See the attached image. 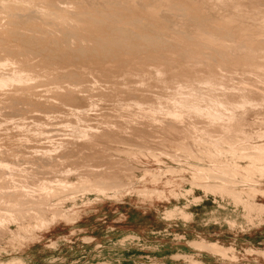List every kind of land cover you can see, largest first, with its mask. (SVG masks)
Here are the masks:
<instances>
[{
  "label": "rangeland",
  "instance_id": "obj_1",
  "mask_svg": "<svg viewBox=\"0 0 264 264\" xmlns=\"http://www.w3.org/2000/svg\"><path fill=\"white\" fill-rule=\"evenodd\" d=\"M22 1L24 2L0 0V33L2 34H0V62L10 59L14 64L7 69L11 70L16 67L23 69L24 67L26 68L24 70L28 69L35 76V80L24 84L21 89L8 88L0 91V119L13 115H24L25 117L30 115L33 118L49 116L48 127L44 129L49 128L47 130L51 133L49 136L57 139L52 138L55 143L73 141L74 138L71 135L69 138L66 137L71 129L67 127L65 130L64 127L67 125L65 123L67 120L73 119L69 116V110L76 109V107L79 109L82 107L80 110L85 111L86 116L83 118L90 121L92 125L96 124L95 118L102 117L105 113L107 115L104 116L110 117L109 119L117 120L114 115L112 118L110 114H115L118 109L122 110L125 105L123 100L131 95L132 98L127 97L128 100L133 99V96L137 97L140 93L135 92L134 89L139 91L141 88L132 83L133 80L120 75L123 71L138 66V68L150 70L155 67L153 63L154 65L161 64V66L164 64L165 71L168 70L167 78H170V70H173V66L182 68L181 71L188 70L187 75H193L200 70L203 73L215 71L218 66V69H223L225 73L233 69L234 71L231 72L241 77L243 74H249V67L244 65L245 60H243L244 57L252 56L249 50L259 46L264 47L262 46L264 45L262 42L264 27L254 24L256 22L252 19L256 18V14L254 15L256 12L254 9L252 12L249 7L242 9L239 13L241 17L231 15L230 10L225 8L206 5L201 0H129V2L128 0H55L57 6L61 4L60 14L58 11L49 10L47 4L51 0ZM254 2L261 10L264 9V0ZM168 4L170 6L181 5L182 8L179 6L174 10ZM179 9L184 11H179ZM195 12L202 17L195 15ZM195 16L199 19L197 20ZM218 17H221V21ZM234 17L243 19L233 22ZM199 20L204 24H201ZM228 20L240 26H236L237 28L234 24L230 26L231 22ZM250 21L254 23L248 26ZM222 31H225V34ZM208 34L213 37L211 42L204 39ZM117 35L127 37V43L124 41V44H114L116 47H113L118 48L115 52L111 45L108 46V41L112 37H118ZM218 35L221 36L218 37ZM228 42L229 44H223ZM204 43L207 44L204 45ZM238 44H242L243 47ZM251 45H254L253 48ZM97 47L102 48L104 52L102 53ZM118 50L121 52V58L119 57L120 52L117 53ZM195 51L200 56L191 59ZM98 53L102 55L99 57ZM110 53L112 57H117V54L118 57L112 59ZM92 54H96L95 57ZM259 58L262 59L256 57V60L261 61ZM169 59L174 61L170 63ZM58 61L59 65H57ZM78 76L81 80L83 79L82 82H85L82 83ZM125 79L131 85H127L129 83ZM200 85L208 86L207 83H200ZM129 88H132L134 92ZM116 99H118L117 102H114ZM86 105L87 107L84 108L83 106ZM118 105H120L119 108H117ZM29 120V122L32 121ZM232 121L229 126L231 129H228L230 135L228 131L226 132V141H229L232 136V139L243 136L245 139L243 142L233 144V141H229L230 143L227 141L228 145L225 139H222L225 142L222 143L219 141L221 139L217 140L220 138L218 132L220 129H213L210 137L194 132L188 135L179 131L180 128L175 122L168 121V124L171 122L172 124L165 125L163 131L166 130V134H171L172 140L162 139L155 144H146L131 135L128 137L122 134H112L100 129L98 137L88 143V146H75L70 143L69 146L67 143L66 150L61 149L58 152L61 153L55 154L51 159L33 154L32 148L36 146V139H30L28 142L25 141L26 143L23 142L26 145H20L19 142H22L20 139L26 134L25 131L15 129L11 124L6 126L7 128H0V143L5 144H3V150L17 149L20 154L18 164L21 167L25 165L28 171L34 172L35 177H42L41 180H44L51 188V194L45 200L46 202L22 200L21 205L17 207L9 206L8 202L13 201L14 198L20 200L21 197L16 198L10 181L0 174V207L2 206L1 209L5 210L4 208L8 205V208L6 207L8 212H0V214L4 213L1 214L4 220L8 218V221H4L5 224L0 227V247L5 250L3 252L0 250V263H8L16 257L21 262L17 264H264V213L260 210V207L264 205V159H262L264 150L261 147L264 146V108L256 110L247 108L236 111L235 119ZM61 122L66 125L61 127ZM197 123L198 127L206 126L205 121L203 123L197 120ZM173 125L177 127L174 128ZM50 129L52 132L55 130L54 135ZM7 135L9 138L6 137ZM45 138L41 137L39 140L48 143ZM220 147H222L221 150ZM237 147L238 149H235ZM207 148L210 150L206 151ZM241 148H247V150ZM198 151L202 152L201 155ZM255 152L259 153L254 154ZM5 153V156L9 154L6 151ZM203 153H209V155L204 156ZM195 154H197L196 159ZM38 156H40L39 159ZM58 157L64 159H58ZM213 158L215 159L212 160ZM217 160H220L219 163ZM66 168H70L71 174L70 172L65 173ZM197 168L200 169L197 171ZM224 169L227 170L224 171ZM209 172L210 175H208ZM222 172H226V175ZM198 173L200 175L204 173L201 175L203 178ZM215 173L219 176L215 177ZM229 175L234 176L229 178ZM222 177L223 179H220ZM171 180L176 181L177 185L167 188L165 184ZM64 182L71 183L72 188L63 190L61 185ZM218 183H223L224 187L216 188ZM249 205L253 208L248 207ZM16 208L21 210L17 212ZM13 210H15L14 214ZM6 213L14 215L12 217L15 220ZM20 236H24L25 239H21Z\"/></svg>",
  "mask_w": 264,
  "mask_h": 264
},
{
  "label": "bare ground",
  "instance_id": "obj_2",
  "mask_svg": "<svg viewBox=\"0 0 264 264\" xmlns=\"http://www.w3.org/2000/svg\"><path fill=\"white\" fill-rule=\"evenodd\" d=\"M8 1V0H7ZM12 1H16V2H24L22 0H12ZM31 2H34L35 0H29ZM46 1V0H44ZM43 1V2H44ZM49 1V0H48ZM47 1V2H48ZM70 1V0H69ZM92 1V0H91ZM111 1V0H110ZM173 1V0H172ZM202 3L204 4H211V5H215V6H218V7H222L227 9V10H230L229 13H231V15H237V16H241V11L244 7H249L251 8V11L253 12L255 10L256 13H254V15L256 14V18L252 19V21H255L256 23L250 21L251 23H248V26L249 24L252 25V23L254 24H259L260 26L264 27V13L259 8L258 4H256L254 1L252 0H201ZM37 2V1H36ZM41 2V1H40ZM46 2V4H47ZM117 2V1H116ZM114 2V3H116ZM129 2V0H128ZM133 2V1H132ZM135 2V1H134ZM215 4H213V3ZM75 3V2H74ZM111 3V2H110ZM172 3V2H171ZM17 4V3H16ZM34 4V3H33ZM40 4V3H39ZM66 4V3H65ZM69 4V3H68ZM3 5V4H2ZM7 5V4H6ZM24 5V4H23ZM57 1L55 0H51L48 2L47 6L49 8V10H52V11H55V12H59L61 14V11L60 10V5L57 6ZM119 5V4H118ZM121 5V4H120ZM149 5V4H148ZM184 5V4H183ZM188 5V4H187ZM8 6V5H7ZM36 6V5H35ZM43 6V5H42ZM45 6V4H44ZM168 6H170L168 4ZM179 6L181 7V5H174V6H170L172 9L176 10L179 8ZM262 6V5H260ZM19 7V6H18ZM71 7V6H70ZM97 7V6H96ZM122 7V6H121ZM190 7V6H189ZM199 7V6H198ZM43 8V7H41ZM48 8H45L48 10ZM145 8V7H144ZM182 8V7H181ZM184 8V6H183ZM248 8V9H249ZM44 9V8H43ZM62 9V8H61ZM185 9H187L185 7ZM190 9V8H189ZM199 9V8H198ZM247 9V8H245ZM254 9V10H252ZM19 10V9H18ZM66 10V9H65ZM81 10V9H79ZM147 10V9H146ZM97 11V10H96ZM179 11H184V10H180ZM187 11V10H186ZM232 11V12H231ZM45 12V11H44ZM49 12V11H48ZM54 12V13H55ZM124 12V11H123ZM133 12V11H132ZM234 12V13H233ZM246 12V10L244 11ZM248 12L250 13V11L248 10ZM39 13V12H38ZM51 13V12H50ZM53 13V12H52ZM73 13V12H71ZM93 13V12H92ZM126 13V12H125ZM140 13V12H139ZM185 13V12H183ZM190 13H192V11H190ZM196 13V12H195ZM236 13V14H235ZM78 14V13H77ZM76 14V15H77ZM95 14V13H94ZM116 14V13H115ZM211 14V13H210ZM19 15V14H18ZM92 15V14H91ZM127 15V14H126ZM168 15V14H167ZM195 15H198L197 13ZM248 15V14H247ZM251 15V14H250ZM8 16V15H7ZM49 16V15H48ZM65 16V15H64ZM85 16V15H84ZM95 16V15H94ZM139 16V15H138ZM145 16V15H144ZM162 16V15H161ZM172 16V14H171ZM174 16V15H173ZM176 16V14H175ZM199 17H202L200 15H198ZM227 16V15H226ZM230 16V15H229ZM253 16V15H252ZM29 17V16H28ZM34 17V16H33ZM37 17V16H35ZM45 17V16H43ZM67 17V16H66ZM76 17V16H75ZM74 17V18H75ZM160 17V16H159ZM164 17V16H163ZM228 17V16H227ZM46 18V17H45ZM60 18V16H59ZM84 18V17H83ZM87 18V17H86ZM133 18V17H132ZM148 18V17H147ZM152 18V17H151ZM188 18V17H187ZM196 18V16H195ZM198 18V17H197ZM196 18V19H197ZM219 18V17H218ZM232 18V17H231ZM230 18V20H232ZM246 18V17H245ZM244 18V19H245ZM249 18V17H248ZM17 19V18H16ZM40 19V18H39ZM43 19V18H41ZM50 19V18H49ZM62 19V18H61ZM85 19V18H84ZM94 19V18H93ZM100 19V18H99ZM111 19V18H110ZM127 19V18H126ZM195 19V20H196ZM199 19V18H198ZM197 19V20H198ZM202 20H204L203 18H201ZM213 19V18H212ZM221 17L218 19L220 20ZM223 19V18H222ZM229 19V18H228ZM235 19V17H234ZM240 19V18H238ZM238 19H235L233 22H235L236 20L239 22ZM243 18H241L240 20H242ZM33 20V19H32ZM78 20V19H77ZM81 20V19H80ZM95 20V19H94ZM146 20V19H145ZM155 20V19H154ZM158 20V19H157ZM189 20V19H188ZM208 20V19H207ZM216 20V19H215ZM228 20V21H230ZM247 20V19H245ZM244 20V21H245ZM249 20V19H248ZM15 21V20H14ZM40 21V20H38ZM69 21V20H68ZM89 21V20H88ZM93 21V20H92ZM168 21V20H167ZM171 21V20H170ZM186 21V20H185ZM221 21V20H220ZM224 21V20H222ZM236 21V22H237ZM35 22V21H34ZM43 22V21H41ZM46 22V20H45ZM98 22V20H97ZM117 22V21H116ZM194 22H197V21H194ZM200 22V20H199ZM206 22V21H205ZM212 22V21H211ZM231 22V21H230ZM52 23V22H51ZM58 23V22H57ZM60 23V22H59ZM91 23V22H89ZM110 23V22H109ZM128 23V22H127ZM198 23V22H197ZM201 23V22H200ZM219 23V22H218ZM217 23V24H218ZM227 23V21L225 22ZM223 23V24H225ZM242 23V22H241ZM244 23V22H243ZM32 24V23H31ZM30 24V25H31ZM177 24V23H176ZM196 24V23H195ZM201 24H204V23H201ZM209 24V23H208ZM214 24V23H212ZM220 24V23H219ZM234 24V23H233ZM232 22L230 24V26L233 25ZM236 24V23H235ZM234 26H240V25H235ZM239 24V23H238ZM245 24V23H244ZM247 24V23H246ZM92 25V24H91ZM127 25V24H125ZM130 25V23H129ZM127 25V26H129ZM198 25V24H197ZM206 25V24H205ZM222 25V24H221ZM16 26V25H15ZM21 26V25H20ZM23 26V25H22ZM78 26V25H77ZM87 26V24H86ZM95 26V25H94ZM98 26V25H97ZM101 26V25H100ZM125 26V27H127ZM160 26V25H159ZM200 26V25H198ZM216 26V24H215ZM224 26V25H223ZM222 26V27H223ZM227 26V25H226ZM256 26V25H255ZM47 27V26H46ZM71 27V26H70ZM111 27V26H110ZM113 27V26H112ZM133 27V26H132ZM167 27V26H166ZM189 27V26H188ZM214 27V26H213ZM259 27V26H258ZM69 28V27H68ZM105 28V27H104ZM118 28V27H116ZM124 28V27H123ZM129 28V27H127ZM142 28V27H141ZM144 28V27H143ZM159 28V27H158ZM187 28V27H186ZM184 28V29H186ZM204 28V26H203ZM220 28V27H219ZM237 28V27H236ZM249 28V27H248ZM253 28V27H252ZM251 28V29H252ZM58 29V28H57ZM60 29V28H59ZM71 29V28H70ZM87 29V28H86ZM97 29V28H96ZM109 29V28H107ZM106 29V30H107ZM137 29V28H136ZM183 29V30H184ZM199 29V28H198ZM209 29V28H208ZM224 29V28H223ZM258 29V28H256ZM1 30V29H0ZM3 30V29H2ZM7 30V29H6ZM28 30V29H27ZM146 30V29H145ZM157 30V29H156ZM213 31H215L214 29H212ZM225 30V29H224ZM232 30V29H231ZM230 30V31H231ZM234 30V29H233ZM263 30V29H262ZM15 31V30H14ZM58 31V30H57ZM55 31V32H57ZM64 31V30H62ZM109 31V30H108ZM132 31V30H131ZM134 31V30H133ZM138 31V30H137ZM140 31V30H139ZM167 31V30H165ZM210 31V29H209ZM220 31V29H219ZM226 31V30H225ZM225 31H222V33L225 34ZM6 32V31H5ZM59 32V31H58ZM66 32V31H65ZM74 32V31H73ZM88 32V31H87ZM86 32V33H87ZM100 32V31H99ZM112 32V31H111ZM116 32V31H115ZM204 32V31H203ZM207 32V31H206ZM228 32V30H227ZM226 32V33H227ZM242 32V31H241ZM261 32V31H260ZM8 33V32H7ZM48 33V32H47ZM120 33V32H119ZM142 33V32H141ZM144 33V32H143ZM165 33V32H164ZM218 33V32H217ZM231 33V32H230ZM1 34V33H0ZM113 34H115L113 32ZM126 34V33H124ZM186 34V33H185ZM220 34V33H219ZM243 34V33H242ZM2 35V34H1ZM76 35V34H75ZM102 35V34H101ZM139 35V33H138ZM143 35V34H141ZM169 35V34H168ZM228 35V34H227ZM227 35H225V37H227ZM92 36H93V33H92ZM106 36H109V35H106ZM118 36V35H117ZM121 36V35H120ZM130 36V35H129ZM134 36V35H133ZM132 36V37H133ZM195 36V35H194ZM203 36H204V33H203ZM217 36V35H216ZM221 35H218V37H220ZM247 36V35H246ZM13 37V36H12ZM20 37V36H19ZM23 37V36H22ZM25 37V36H24ZM27 37V36H26ZM48 37V36H47ZM84 37V35H83ZM98 37V36H97ZM111 37V36H109ZM168 37V36H167ZM174 37V36H173ZM176 37V36H175ZM200 37V36H199ZM224 37V36H223ZM221 37V38H223ZM230 37V36H229ZM238 37V36H237ZM2 38V37H1ZM74 38V37H73ZM105 38V37H103ZM179 38V37H178ZM202 38V37H201ZM219 38V39H221ZM6 39V38H5ZM22 39V38H21ZM110 39V38H109ZM108 39V40H109ZM131 39V38H130ZM129 39V40H130ZM133 39V38H132ZM181 39V37H180ZM179 39V40H180ZM188 39V38H187ZM196 39V38H195ZM206 41L208 42H211L213 40V37H211V35H205V38H204ZM215 39V38H214ZM228 39V38H227ZM247 39V38H246ZM8 40V39H7ZM54 40V39H53ZM91 40V39H90ZM106 40V39H105ZM134 40V39H133ZM144 40V39H143ZM148 40V39H147ZM166 40V39H165ZM189 40V39H188ZM198 40V39H197ZM200 40V39H199ZM204 40V41H205ZM225 40V39H224ZM249 40V39H248ZM264 40V39H263ZM262 40V42H264ZM31 41V40H29ZM67 41V40H66ZM73 41V40H72ZM126 42L127 41V37L124 38V36L122 37H112V39H110L108 41V46H112L113 50L115 51V47L116 45L114 44H117V43H123V42ZM146 41V40H145ZM150 41V40H149ZM201 41V40H200ZM205 41V42H206ZM258 41V40H257ZM261 41V40H260ZM259 43H262L260 42ZM59 42V41H57ZM77 42V40H76ZM80 42V41H79ZM104 42V41H103ZM136 42V41H135ZM153 42V41H152ZM162 42V41H161ZM231 42V41H229ZM228 43H223V44H229ZM233 42V41H232ZM32 43V42H31ZM34 43V42H33ZM105 43H107L105 41ZM127 43V42H126ZM125 43V45H127ZM129 43V42H128ZM179 43V42H178ZM187 43V42H186ZM203 43V42H202ZM75 44V43H74ZM78 44V43H77ZM98 44V43H97ZM103 44L102 41L100 43V45ZM124 44V43H123ZM162 44V43H161ZM168 44V43H167ZM207 44V43H204V45ZM231 44V43H230ZM249 44V43H248ZM247 44V45H248ZM59 45V44H58ZM119 45V44H118ZM142 45V44H141ZM150 45V43H149ZM188 45V44H187ZM203 45V46H204ZM238 45H241L242 44H238ZM250 45V44H249ZM22 46V45H21ZM27 46V45H25ZM57 46V45H56ZM102 46V45H101ZM106 46V45H105ZM103 46V47H105ZM115 46V47H113ZM154 46V45H153ZM252 46V45H251ZM254 46V45H253ZM252 46V48H253ZM256 46V45H255ZM264 46V45H262ZM94 47V46H92ZM100 47V46H99ZM107 47V46H106ZM159 47V46H158ZM194 47V46H193ZM202 47V46H201ZM243 47V46H242ZM5 48V47H4ZM21 48V47H20ZM28 48V47H27ZM59 48V47H57ZM70 48V47H69ZM80 48V47H79ZM89 48V47H87ZM98 48V47H97ZM134 48V47H133ZM153 48V47H152ZM197 48V47H196ZM195 48V49H196ZM249 48V47H248ZM251 48V47H250ZM10 49V48H9ZM62 49V48H61ZM66 49V47L64 48ZM72 49V48H71ZM77 49V48H75ZM90 49V48H89ZM100 49V48H98ZM102 49V48H101ZM100 49V50H101ZM140 49V48H139ZM24 50V49H23ZM31 50V49H30ZM69 50V49H67ZM127 50V49H126ZM254 50V52H253ZM9 51V50H7ZM12 51V50H11ZM34 51V50H33ZM80 51V50H79ZM108 51V50H107ZM117 51V50H116ZM115 51V52H116ZM239 51V50H238ZM251 52L250 55L252 56H247L246 58L243 57H239L244 61V65H248V70H249V74H243V76L241 77H238L235 73L231 72L233 69H231V71L227 72L226 73L224 71H222L223 69H218L219 67L217 65V70L215 71H207V72H200L202 70H200L199 72H195V74L193 75H187V71H185L184 69L181 71V69L176 68L174 67L173 65V70H170L171 71V77L170 78H167V71H165V66L164 64L161 66V64L157 65L153 63V66H155L154 68L152 69H141V68H138L140 64H138L137 68H132V69H129L131 67H127L129 70L127 71H123L120 75L124 76V78L126 79H131L133 80L132 83H134L136 86L138 87H141L140 90L142 92H139L137 91V89L135 88L134 91L135 92H138L140 93L139 95L137 93L138 96L134 98L133 96V99H127L126 97V100H123L125 101V105L124 108L122 110H117L116 111V115L115 114H110L111 116L114 115L117 120L115 121L114 119H109L107 116H104V115H107L106 113L102 116V117H98V118H95V122L96 124L92 125L91 123L88 122V120L84 119L83 117H86L85 116V111L83 110H80L82 109V107L79 109L78 107H76V109H73V110H69L70 114L69 116H71L73 119L71 120H65L66 124L63 123L60 124L61 127L62 126H65V130L67 127H69L71 130H70V133L68 132V137L71 135L74 139H72L73 141H70V142H64V141H58L57 143H55L54 138L52 140V138L49 136V133L50 131H47L45 130L44 128L45 127H48V121H49V116H41V117H25L24 115L23 116H9V117H4V118H1L0 119V128H7L9 124L13 125L14 128L16 129H20L22 131H25V135H22L23 138H19L20 141L22 142H19L20 145H26L25 141H30V139H36V143L32 149H33V154H38V155H43L45 157H48V158H52L54 157L55 154H57L61 149L67 147V143L68 145L70 146L71 145H86L88 146L87 144L90 143L92 140L96 139L97 134L100 132V129H104L105 132L106 130L109 131V133H112V134H122V135H131V137H135L137 139H139L140 141L144 142V143H148V144H155V142H157L158 140H162V139H171L172 137L168 134H166V130L163 131L165 125H169L172 124V122L170 124H168L167 122L168 121H173L176 123V125H178V127L180 128L179 131L185 133V134H192V132L194 133H201V134H204L205 136H209L210 137V134L212 133L213 129H220V131L218 130V132L220 133V138H217L218 139H221L219 141H221L222 143H225L227 142L226 141V135H227V131L228 129H231L229 126H231V122H233L232 120L235 119V115H236V111H241V110H246L247 108H251V109H257V108H264V47H261L259 46L258 48H253V49H250L249 50ZM29 52V51H28ZM74 52V51H73ZM101 52L103 53L104 51L101 50ZM109 52V51H108ZM112 52V51H110ZM120 51L118 50L117 53H119ZM126 52V51H125ZM137 52V51H136ZM161 52V51H160ZM170 52V51H169ZM193 52V51H191ZM9 53H11L9 51ZM60 53V52H59ZM65 53V52H64ZM100 53V51H99ZM98 53V54H99ZM132 53V52H131ZM171 53V52H170ZM201 53V52H200ZM61 54V53H60ZM73 54V53H72ZM83 54V53H82ZM80 54V55H82ZM97 54V55H98ZM145 54V53H144ZM162 54V53H161ZM248 54V53H246ZM12 55V54H11ZM52 55V54H51ZM54 55V54H53ZM65 55V54H64ZM78 55V54H76ZM86 55V53L84 54ZM93 55V54H92ZM96 55V54H94ZM93 55V56H94ZM100 55L102 54H99L98 56L100 57ZM104 55V54H103ZM107 55V54H106ZM111 55V53H110ZM110 55L108 56V58L110 57ZM116 54L114 53V56ZM130 55V54H129ZM171 55V54H170ZM257 55V56H256ZM61 56V55H60ZM75 56V55H74ZM97 56V57H98ZM121 56V52H120V55L119 57ZM140 56V55H139ZM137 56V57H139ZM197 56H200L199 53H196V51L193 53V56L191 57V59H193L194 57H197ZM231 57V54L229 55ZM18 57V56H16ZM95 57V56H94ZM98 57V58H99ZM107 57V56H106ZM117 57H118V54H117ZM115 56V58H117ZM188 57V56H187ZM227 57V56H226ZM256 57H261L262 59H260L261 61L259 60H256ZM14 58V57H13ZM21 58V57H20ZM69 58V57H68ZM72 58V57H71ZM74 58V57H73ZM79 58V57H77ZM85 58V56H84ZM89 58L91 59V57L89 56ZM110 58H114L111 57ZM114 58V59H115ZM121 58V57H120ZM172 59L174 58L173 56L171 57ZM179 58V57H178ZM198 58V57H197ZM202 58V57H201ZM233 58H235L233 56ZM17 59V58H16ZM31 59V58H30ZM60 59V57H59ZM83 59V58H82ZM127 59V58H126ZM172 59H169L168 61H172ZM186 59H189V58H186ZM231 59V58H230ZM40 60V59H39ZM52 60V59H51ZM57 60V59H56ZM64 60H65V57H64ZM79 60V59H78ZM87 60V59H86ZM111 60V59H110ZM117 60V59H116ZM139 60V59H137ZM136 60V61H137ZM141 60V59H140ZM146 60V59H145ZM154 60V59H153ZM198 60V59H197ZM235 60V59H234ZM1 61V60H0ZM72 61V60H71ZM161 61V60H160ZM167 61V60H165ZM174 61V60H173ZM172 61V62H173ZM203 61V60H202ZM230 61V60H229ZM56 62V61H55ZM61 62V61H60ZM66 62V61H65ZM64 62V63H65ZM74 62V61H73ZM112 62V61H110ZM159 62V61H158ZM188 62V61H187ZM186 62V63H187ZM190 62V61H189ZM194 63V61H192ZM200 62V61H199ZM222 62V61H221ZM235 62V61H234ZM31 63V62H30ZM39 63V62H38ZM50 63V62H49ZM52 63V62H51ZM68 64V59H67V62ZM70 63V61H69ZM72 63V62H71ZM78 63V61H77ZM125 63V61H124ZM133 63V62H132ZM138 63H140L138 61ZM144 63V62H143ZM151 63V62H150ZM156 63V62H155ZM160 63V62H159ZM162 63V62H161ZM164 63V61H163ZM171 63V62H170ZM169 63V64H170ZM182 63V62H181ZM197 63V62H195ZM203 64H205L204 62H202ZM208 63V62H207ZM220 63V62H219ZM14 64L13 61H11L10 59H6V60H3V62H0V91H4L8 88H22V86L32 80H35V76L27 69V70H24L26 68L23 67V69L21 68H11V70L7 69V67H9L10 65ZM53 64V63H52ZM123 64V63H122ZM146 64V62H145ZM149 63H147L148 65ZM201 64V63H199ZM210 64V63H209ZM237 64H240V63H237ZM243 64V63H242ZM59 65V61H58V64ZM87 65V64H86ZM103 64H101L102 66ZM112 65V64H110ZM108 65V66H110ZM143 65V64H142ZM152 65V63H151ZM167 65V64H166ZM177 65V64H176ZM195 65V64H194ZM214 65V64H213ZM221 65V64H220ZM241 65V64H240ZM242 65V66H244ZM21 66V65H20ZM19 66V67H20ZM35 66V65H34ZM51 66V65H50ZM68 66V65H67ZM71 66V65H70ZM100 66V65H99ZM107 66V65H106ZM114 66V65H112ZM117 66V65H116ZM141 66V65H140ZM167 66H171V65H167ZM166 66V67H167ZM178 66V65H177ZM190 66V64H189ZM197 66V65H196ZM204 66V65H203ZM143 67V66H141ZM185 67V66H184ZM188 67V66H186ZM191 67V66H190ZM205 67V66H204ZM220 67H223V66H220ZM104 68V67H103ZM111 68V67H110ZM126 68V69H127ZM145 68V66L143 67ZM151 68V66H150ZM169 68V67H168ZM172 68V67H170ZM215 68V67H214ZM237 68V67H236ZM62 69V68H61ZM74 69V68H73ZM99 69V68H98ZM101 69V68H100ZM111 69H114L113 67ZM124 69V68H122ZM120 69V70H122ZM189 69V67H188ZM194 69V68H193ZM243 70V68H241ZM196 70V69H195ZM226 70V69H225ZM230 70V69H229ZM239 70V69H238ZM246 70V69H244ZM78 71V70H77ZM105 71V70H104ZM118 71V70H117ZM206 71V70H205ZM234 71V70H233ZM74 72V70H73ZM113 74H114V71H112ZM194 72V71H193ZM72 73V71H71ZM76 73V71H75ZM74 73V74H75ZM85 73V72H84ZM87 73V72H86ZM110 72H108L109 74ZM238 73V72H237ZM45 74V73H44ZM76 74H79V73H76ZM112 74V73H110ZM119 74V72H118ZM36 75V74H35ZM119 75V76H120ZM106 76V75H105ZM77 77V76H76ZM79 77V76H78ZM113 77V76H112ZM37 78V77H36ZM80 78V77H79ZM105 79V78H104ZM125 79V81H126ZM81 80V78H80ZM83 80V79H82ZM81 80V82H82ZM85 80V79H84ZM124 80V79H123ZM135 80V81H134ZM109 81V80H108ZM41 82V81H40ZM76 82V81H75ZM85 82V81H83ZM82 82V83H83ZM91 82V81H90ZM94 82V81H93ZM129 83V81H126ZM44 83V81H43ZM50 83V82H49ZM200 83H207L208 86H201ZM80 84V83H79ZM109 84V83H108ZM112 84V83H111ZM119 84V83H118ZM127 83H125L126 85ZM110 85V84H109ZM117 85V83L115 84ZM123 85V84H122ZM127 85H131V83L127 84ZM126 85V87H127ZM134 85V86H135ZM40 86V85H39ZM43 86V85H42ZM96 86V85H95ZM111 86V85H110ZM90 87V86H89ZM92 87V86H91ZM129 87V86H128ZM128 89V88H127ZM129 89H132V88H129ZM27 90V89H26ZM107 90V89H106ZM119 90V89H118ZM53 91V90H52ZM51 91V92H52ZM57 91V90H56ZM128 91V90H127ZM130 91V90H129ZM133 91V89L131 90ZM130 91V93H131ZM133 91V92H134ZM6 92V91H5ZM58 92V91H57ZM73 92V90H72ZM53 93V92H52ZM60 93V92H59ZM97 93V92H96ZM114 93V92H113ZM117 93V92H116ZM130 93L128 95H130ZM142 93V94H141ZM61 94V93H60ZM66 95V94H65ZM75 95V94H74ZM95 95V94H94ZM97 95V94H96ZM103 95V94H102ZM110 95V94H109ZM118 95V94H117ZM122 95V94H121ZM127 95V94H126ZM134 95V94H133ZM57 96V95H56ZM71 96V95H70ZM73 96V95H72ZM120 96V95H119ZM136 96V95H135ZM69 97V96H68ZM67 97V98H68ZM74 97V96H73ZM81 97V96H79ZM94 97V96H93ZM99 97V96H98ZM130 98H132V95L129 96ZM128 97V98H129ZM117 98V97H116ZM119 98V97H118ZM125 98V97H123ZM63 99V98H62ZM72 98H70L71 100ZM80 99V98H79ZM121 99V98H120ZM74 100V99H73ZM101 100V99H99ZM104 100V99H103ZM111 100V99H110ZM118 99H116L114 102H117ZM66 101V100H65ZM81 101V100H80ZM97 101V100H96ZM113 101V100H112ZM120 101V100H119ZM122 101V102H123ZM71 102V101H70ZM77 102V100L75 101ZM86 102V101H85ZM89 102V101H88ZM95 102V101H94ZM26 103V102H25ZM72 103V102H71ZM87 103V102H86ZM69 104V103H68ZM81 104V103H80ZM94 104V103H93ZM92 104V105H93ZM117 104V103H116ZM121 104V103H120ZM42 105V104H41ZM40 105V106H41ZM83 105V104H82ZM89 105V104H87ZM86 106H83L84 108L87 107ZM91 105V106H92ZM122 106V107H123ZM71 107V105H70ZM120 105H118L117 108H119ZM5 108V107H4ZM73 108V106H72ZM90 108V106L88 107V109ZM116 108V109H117ZM87 109V108H86ZM111 109V108H110ZM115 109V108H114ZM27 110V109H26ZM46 110V109H45ZM29 111V110H28ZM66 111V110H65ZM6 112V111H5ZM88 112V110H87ZM93 112V111H92ZM111 112V111H110ZM115 112V111H114ZM247 112V111H246ZM45 114V113H44ZM91 114V113H90ZM22 115V114H21ZM26 115V114H25ZM98 115V114H97ZM109 115V114H108ZM90 117V116H89ZM93 117V116H92ZM95 117V116H94ZM113 118V116H112ZM31 119L32 121L29 122ZM89 119V118H88ZM29 120V121H28ZM90 120V119H89ZM92 120V119H91ZM94 120V119H93ZM197 120H201L203 123L205 121V124L206 126L204 125V127H198V123H197ZM175 125V126H176ZM200 126H202L201 124H199ZM7 126V127H6ZM174 126V125H173ZM174 126V128H176ZM58 127V126H57ZM57 127H54L55 129ZM142 127V128H141ZM172 127V126H171ZM51 128V127H50ZM68 128V129H69ZM173 128V127H172ZM63 129V128H61ZM168 129V128H167ZM4 130V129H3ZM51 130V129H50ZM172 130V129H170ZM176 130V129H175ZM174 130V131H175ZM178 130V129H177ZM69 131V130H68ZM216 131V130H215ZM214 131V132H215ZM8 132V131H7ZM52 132V130H51ZM170 132V131H169ZM236 132V131H235ZM13 133V132H12ZM53 133H55V130H53L52 132V135H54ZM61 133V132H60ZM171 133V132H170ZM217 133V132H215ZM229 133V131H228ZM17 134V133H16ZM20 134V133H19ZM59 134V133H58ZM66 134V133H65ZM108 134V133H107ZM213 134V133H212ZM218 134V133H217ZM248 134V133H247ZM263 134V133H262ZM230 135V133L228 134ZM245 135V134H244ZM19 136V135H18ZM100 136V135H99ZM128 136V137H129ZM185 136V135H184ZM212 136V135H211ZM215 136V135H214ZM251 136V135H249ZM7 138H9V136L7 135L6 136ZM17 137V136H16ZM21 137V136H20ZM41 137H46V141L48 140V143H44V140L43 142L41 140H39V138ZM64 138H66L65 136H63ZM194 137V136H193ZM196 137V136H195ZM194 137V138H195ZM218 137V135H217ZM237 137V136H235ZM248 137V136H247ZM59 138V137H58ZM62 138V136L60 137ZM63 138V139H64ZM71 138V137H70ZM191 138V137H190ZM208 138V137H207ZM214 138V137H213ZM233 136L229 139V141H233L234 143L233 144H236V143H240V142H243L245 139L244 137H237L235 139H232ZM264 138V137H263ZM43 139V138H42ZM222 139H225V142H223L224 140ZM57 140V139H56ZM128 140V139H127ZM172 140V139H171ZM197 140V139H196ZM19 141V140H18ZM228 141V142H229ZM1 142V140H0ZM25 142V143H23ZM197 142V141H196ZM195 142V143H196ZM227 142V143H228ZM70 143V144H69ZM172 143V142H171ZM182 143V142H181ZM202 143V142H201ZM230 143V142H229ZM228 143V145H229ZM4 144V143H3ZM3 144L0 143V174H2L1 176H4L6 179H8L10 181V186L13 188L14 192H15V195H16V198L18 199L19 197L20 200H16L15 198L13 199V203L8 202V205L9 206H14V207H17L19 205H21V202L22 200H30L32 202H38V201H44L46 202L45 200L48 199V197L50 196L51 194V188L47 185V183L44 181V180H41V178H37L35 177V174L34 172H31L30 170L28 171L26 168H25V165L24 167L20 164H18V159L20 157V154L19 152H17L18 150L14 148H9V149H4L3 150ZM48 144V146H47ZM186 144V143H185ZM204 144V143H203ZM207 144V143H206ZM232 144V143H231ZM5 145V144H4ZM30 145V144H29ZM198 145V144H197ZM201 145V144H200ZM199 145V146H200ZM211 145V144H209ZM213 145V144H212ZM246 145V144H244ZM249 145V144H248ZM258 145V144H256ZM18 146V145H17ZM68 146V147H69ZM182 146V145H181ZM185 146V145H184ZM214 146V145H213ZM232 146V145H230ZM259 146V145H258ZM28 147V146H27ZM32 147V146H31ZM179 147V146H178ZM183 147V146H182ZM212 147V146H210ZM219 147V146H217ZM243 147V146H241ZM245 147V146H244ZM253 147V146H251ZM250 147V148H251ZM256 147V146H255ZM264 150V146H261ZM185 148V147H184ZM222 147H220L219 149L221 150ZM248 148V147H247ZM247 148H243L245 150H247ZM31 149V150H32ZM217 149V148H216ZM226 149V148H224ZM235 149H238L235 148ZM242 149V148H241ZM240 149V150H241ZM242 149V150H243ZM252 149H255V148H252ZM261 149V148H260ZM66 150V148H65ZM83 150V149H82ZM201 150V149H200ZM204 150V149H203ZM202 150V152H203ZM206 151L210 150V149H205ZM204 150V151H205ZM229 150V149H228ZM244 150V151H245ZM259 150V148L257 149ZM5 151L6 152H9V154H7V156H5ZM12 151V152H10ZM14 151V152H13ZM186 151V150H185ZM205 151V152H206ZM213 151V150H212ZM216 151V150H214ZM32 152V151H31ZM63 152V151H62ZM200 151H198L199 153ZM200 152L199 154L201 155ZM218 152V151H217ZM220 152V151H219ZM61 153V152H60ZM58 153V154H60ZM193 153V152H192ZM211 153V152H210ZM252 153V152H251ZM258 154L259 152H255L254 154ZM194 154V153H193ZM192 154V155H193ZM204 156L205 155H209V153L205 154L203 153ZM261 154V153H260ZM259 154V155H260ZM196 155L195 154V159H196ZM218 155V154H216ZM215 155V156H216ZM220 155V154H219ZM222 155V153H221ZM248 155V154H247ZM262 155V154H261ZM26 156V155H25ZM38 156V159L39 157ZM199 156V155H198ZM214 156V155H213ZM254 156V155H252ZM255 156H258V155H255ZM44 157V159H45ZM57 157V156H56ZM62 157V156H61ZM64 157V156H63ZM134 157V156H133ZM156 157V156H155ZM192 157V156H191ZM207 157V156H206ZM209 157V156H208ZM207 157V158H208ZM211 157V156H210ZM236 157V156H235ZM259 157V156H258ZM43 158V157H42ZM82 158V157H81ZM113 158V157H112ZM115 158V157H114ZM194 158V156H193ZM212 158V157H211ZM217 158V157H216ZM220 158V156H219ZM255 158V157H254ZM47 159V158H46ZM57 159V158H56ZM58 159H64V158H60L58 157ZM74 159V158H73ZM215 158H213L212 160H214ZM256 159V158H255ZM260 159V158H259ZM262 159L263 156H262ZM53 160V159H52ZM50 161V160H48ZM218 161V160H217ZM216 161V162H217ZM220 161V160H219ZM218 161V163H219ZM262 161V160H261ZM34 162V160H33ZM93 162V161H92ZM251 162V161H250ZM254 162V161H253ZM264 162V161H263ZM21 163V162H20ZM76 163V162H75ZM83 163V162H82ZM227 163V162H226ZM30 164V163H29ZM193 164V163H192ZM195 164V163H194ZM193 164V165H194ZM224 164V163H223ZM228 164V163H227ZM27 165V164H26ZM61 165V164H60ZM77 165V164H76ZM229 165V164H228ZM254 165V164H253ZM82 166V165H81ZM93 166V165H92ZM234 166V165H233ZM236 166V165H235ZM264 166V165H263ZM77 167V166H76ZM202 167V166H201ZM200 167V168H201ZM226 167V166H225ZM238 167V166H237ZM65 168V167H64ZM196 168V167H195ZM200 168H197L196 170L198 171V169ZM216 168V167H215ZM67 170L65 171V173H69L71 170L70 168H66ZM75 169V168H74ZM194 169V168H193ZM205 168H203L204 170ZM219 169V167H218ZM222 169V167H221ZM220 169V170H221ZM230 169V168H229ZM237 169V168H235ZM202 170V168H201ZM200 170V171H201ZM208 170V169H207ZM227 170V169H224V171ZM231 170V169H230ZM242 170V168L240 169ZM261 170V169H259ZM73 171V170H72ZM206 171V170H205ZM204 171V172H205ZM223 171V170H222ZM236 171V170H235ZM246 171V170H245ZM257 171V170H256ZM75 172V171H74ZM169 172V171H168ZM203 172V171H202ZM211 172V171H210ZM210 172L208 175H210ZM233 173V171H231ZM239 172V171H238ZM249 172V171H248ZM253 174L254 171H252ZM73 173V172H72ZM208 173V171L206 172ZM223 174H225L226 172H222ZM229 173V172H228ZM227 173V174H228ZM232 173H229V174H232ZM237 173V172H236ZM247 173V172H246ZM71 174V172H70ZM194 174V172H193ZM199 174V173H198ZM204 174V173H202ZM201 174V175H202ZM214 174V172H213ZM104 175V174H103ZM199 174V176H201ZM216 175V173H215ZM226 175V174H225ZM244 175V174H243ZM60 176V175H59ZM67 176V175H66ZM69 176V175H68ZM196 176V175H195ZM198 176V175H197ZM204 176V175H203ZM219 176L218 174L215 176L217 177ZM222 176V175H221ZM232 175H229V178L231 177ZM234 176V175H233ZM232 176V177H233ZM254 176V175H253ZM65 177V176H64ZM202 177V176H201ZM209 177V176H208ZM207 177V178H208ZM213 177V176H212ZM215 177L213 178L215 180ZM250 177V176H249ZM203 178V177H202ZM206 178V177H205ZM225 178V176H224ZM245 178V177H244ZM243 178V179H244ZM251 178V177H250ZM209 179V178H208ZM220 179H223L220 178ZM242 179V178H241ZM246 179V178H245ZM67 180V179H66ZM219 180V178H218ZM226 180V179H225ZM224 181V180H223ZM235 181V180H234ZM244 181V180H243ZM239 182V181H238ZM230 183V181L228 182ZM232 183V182H231ZM235 183V182H234ZM242 183V182H241ZM120 184V183H119ZM130 184V183H129ZM197 184V183H196ZM245 184V183H244ZM123 185V184H122ZM177 185V182L174 181V180H171L169 182H167L165 184V186L167 188H172L174 186ZM199 185V184H197ZM226 185V184H225ZM72 184L71 183H68V182H64L62 183L61 187L63 188V190H65L64 188L68 189V188H72ZM125 186V185H123ZM213 186V185H211ZM100 187V186H99ZM199 187V186H198ZM201 187V185H200ZM219 187H224V184L223 183H218L216 185V188H219ZM209 188V187H208ZM215 188V186H214ZM119 189V188H118ZM98 190V188H97ZM105 190V189H104ZM211 190V189H210ZM214 190V189H213ZM229 191V190H228ZM53 192V191H52ZM56 192V191H55ZM60 192V191H59ZM104 192V191H102ZM128 193V192H127ZM165 195V194H164ZM174 195V194H173ZM4 196V195H3ZM25 198V199H23ZM12 199V198H11ZM67 199V198H66ZM143 199V198H141ZM16 200V201H15ZM5 202H7L5 200ZM20 202V203H19ZM30 202V203H32ZM1 203V202H0ZM26 203V202H25ZM41 203V202H40ZM5 204V203H4ZM45 204V203H44ZM1 205V204H0ZM6 205V204H5ZM6 205V207L8 206ZM38 205V204H37ZM4 206V205H3ZM2 207V206H1ZM0 207V212L1 211H7L6 210V207L4 208L5 210L1 209ZM21 207V206H20ZM19 207V208H20ZM248 207H250L251 209L253 208L251 205H249ZM8 208V207H7ZM12 208V207H11ZM15 209L17 210V212L21 209ZM23 208V207H22ZM24 209V208H23ZM177 209V208H175ZM15 210H13V214L15 212ZM41 210V209H40ZM260 210H262V212L264 213V205H262L260 207ZM8 212V211H7ZM10 212V211H9ZM39 212V211H38ZM1 214H4L3 212ZM0 214V227L2 224H5L3 223L4 221H8V218L7 220H4L3 217L1 216ZM8 214V213H6ZM5 214V215H6ZM11 214V212H10ZM8 214V216L10 215ZM35 214V213H34ZM7 216V215H6ZM7 216V217H8ZM11 218H13L12 216L14 215H10ZM9 216V217H10ZM41 216V215H40ZM6 219V217H5ZM15 220V218H13ZM12 219V220H13ZM11 220V219H10ZM11 220V221H12ZM13 220V221H14ZM17 220V219H16ZM42 226V225H41ZM4 227V226H3ZM2 227V229H3ZM7 227V226H6ZM5 228V227H4ZM9 230V229H8ZM1 232V231H0ZM21 239H25L23 238L24 236H20ZM0 250L1 252L5 251L3 249V247H0ZM251 253V252H250ZM223 258V257H222ZM11 259V258H10ZM20 260L19 258H16V257H13L10 262L8 261V263H0V264H17L19 263ZM21 263V262H20Z\"/></svg>",
  "mask_w": 264,
  "mask_h": 264
}]
</instances>
